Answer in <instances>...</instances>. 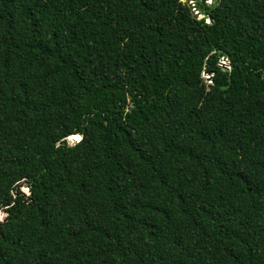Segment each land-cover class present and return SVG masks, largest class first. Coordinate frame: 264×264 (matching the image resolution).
I'll use <instances>...</instances> for the list:
<instances>
[{
  "label": "trees",
  "instance_id": "16d2710c",
  "mask_svg": "<svg viewBox=\"0 0 264 264\" xmlns=\"http://www.w3.org/2000/svg\"><path fill=\"white\" fill-rule=\"evenodd\" d=\"M0 212V264H264V0H0Z\"/></svg>",
  "mask_w": 264,
  "mask_h": 264
},
{
  "label": "water",
  "instance_id": "95a60500",
  "mask_svg": "<svg viewBox=\"0 0 264 264\" xmlns=\"http://www.w3.org/2000/svg\"><path fill=\"white\" fill-rule=\"evenodd\" d=\"M198 17L201 18V15L199 14ZM221 66H223V65H221ZM223 67H225V66H223ZM67 141H68V144L72 145V144H74L76 141H78V139H76V136H71V137H69V138L67 139ZM0 213H1V212H0ZM0 215H1V214H0Z\"/></svg>",
  "mask_w": 264,
  "mask_h": 264
},
{
  "label": "built area",
  "instance_id": "2783aa9c",
  "mask_svg": "<svg viewBox=\"0 0 264 264\" xmlns=\"http://www.w3.org/2000/svg\"><path fill=\"white\" fill-rule=\"evenodd\" d=\"M221 61H224V60H221ZM222 65L225 66V67L227 66L226 62H222Z\"/></svg>",
  "mask_w": 264,
  "mask_h": 264
},
{
  "label": "rangeland",
  "instance_id": "374dc122",
  "mask_svg": "<svg viewBox=\"0 0 264 264\" xmlns=\"http://www.w3.org/2000/svg\"><path fill=\"white\" fill-rule=\"evenodd\" d=\"M222 62H225V61H220V64L222 65ZM205 78H208V76L205 74L204 76Z\"/></svg>",
  "mask_w": 264,
  "mask_h": 264
}]
</instances>
